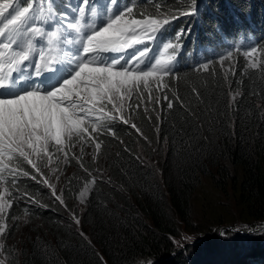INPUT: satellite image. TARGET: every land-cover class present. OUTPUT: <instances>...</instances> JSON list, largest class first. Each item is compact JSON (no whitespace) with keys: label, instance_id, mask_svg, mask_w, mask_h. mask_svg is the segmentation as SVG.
<instances>
[{"label":"trees","instance_id":"trees-1","mask_svg":"<svg viewBox=\"0 0 264 264\" xmlns=\"http://www.w3.org/2000/svg\"><path fill=\"white\" fill-rule=\"evenodd\" d=\"M207 1L215 8L233 6L239 13L252 6L264 9V0ZM187 7H192V0H151L136 13L171 19ZM259 52L255 68L234 54L227 62L231 70L213 64L209 66L213 74L186 71L166 78L168 96L178 95L186 108L179 102L172 110L156 105L149 114L142 108H128L142 132L140 138L118 120L106 119L104 124L116 132L115 137L100 136L98 155L108 178L94 176L100 174L93 163L81 167L70 157L72 171L64 176L59 191L70 204L91 186L80 217L86 236L52 207L27 208L32 231L16 249L11 264H150L171 255L173 239L189 233L191 226L186 222L203 179H210L220 194L236 200L241 215L250 222L249 229L264 225V43ZM17 186L29 196L45 198L39 184L19 180ZM16 201L9 209V220L21 214ZM223 239L215 233L194 245L193 255L181 251L161 264H233L234 257L239 261L240 249L218 254L223 249L218 241ZM254 244L248 260L264 264V232ZM212 250V260L207 262L206 254Z\"/></svg>","mask_w":264,"mask_h":264},{"label":"snow or ice","instance_id":"snow-or-ice-1","mask_svg":"<svg viewBox=\"0 0 264 264\" xmlns=\"http://www.w3.org/2000/svg\"><path fill=\"white\" fill-rule=\"evenodd\" d=\"M47 3L50 5L51 0H47ZM88 3L89 0H82V4ZM111 3L115 5L116 0H111ZM195 3L196 0H192V7L181 14L195 15ZM32 7L33 5L29 3L22 10L14 9L15 14H10L9 18L5 13L13 8V0H4L0 3V17L6 20L4 27L0 28V37L5 36V29L9 25H27L29 20L34 18L28 15ZM80 14L83 16V11ZM60 15L67 18L66 13ZM105 19L106 23L103 27L94 26L83 37L80 52L66 67L70 70V74L47 85L42 83L40 78L45 70L54 74L60 67L62 61L58 51L51 59H46L41 53L39 59L44 63L35 62L33 73L27 76L31 81L29 88L10 95L3 93L19 87L18 82L25 78L22 73L29 67L25 62L30 60L33 45L28 43L26 48L11 52L7 58L3 52H0V237L6 232L4 223V218L8 215L6 209H11L15 200L27 197L29 202H36L27 192L20 193L17 185L21 177L36 180L39 176L37 182H42L51 188L55 199L64 204L63 193L58 195L54 186L41 172L45 157L51 160L55 154L63 153L67 161L69 151L77 143L81 146V155L76 157L78 163L82 161L83 149L86 145H93L98 153L103 143L100 140L101 135L116 136L115 129L108 128L102 123L106 119H119L121 123L128 124L142 135L138 126L131 122L130 116H125L126 106L135 111L143 105L146 113L149 112L148 104L154 105L152 110H155L156 105L161 107L166 105L168 110H172L176 102L180 103L181 108H186L178 95H174V98L168 96L170 85L164 79L166 76L176 75L170 66L171 61L176 59L175 55L168 59H155L147 68H142L141 65L148 58L150 51L148 48L140 50L127 59L121 56L109 60L102 56L103 53L122 52L131 48L133 44L154 40L155 34L170 22L169 19H156L144 13L138 15L132 3L118 15L108 14ZM67 27L76 29L77 25L69 22ZM25 30L33 31L38 36L45 35V31L39 27ZM19 31V27L11 29L8 33L9 42H0V48L11 51L16 44V34ZM183 34V31L177 34L176 43H165L164 50L179 49V40ZM56 37L55 31H48L47 43L52 45ZM257 51L259 49L252 47L251 50L245 51L244 55L252 58ZM232 57L231 50L220 57L221 67L224 66L225 60H230ZM252 67H257L255 62ZM194 70L213 74L208 62L198 65ZM13 73L17 75L13 77ZM193 92L199 96L197 90L193 89ZM235 99L236 96L233 95L232 101L234 102ZM109 105L111 108L108 107ZM56 158L59 159V156ZM95 159L96 156H93V160ZM24 164L30 166L35 174L26 171ZM81 167H83L82 163ZM14 192L18 195H14ZM80 196L83 198L84 192H81ZM81 202L83 203L84 200L81 199ZM74 219L76 224L80 223L78 218L74 217ZM0 256L4 257L0 259V264H7V253L2 244H0Z\"/></svg>","mask_w":264,"mask_h":264},{"label":"rangeland","instance_id":"rangeland-1","mask_svg":"<svg viewBox=\"0 0 264 264\" xmlns=\"http://www.w3.org/2000/svg\"><path fill=\"white\" fill-rule=\"evenodd\" d=\"M200 1L203 0H196V3H200ZM208 5L210 6V8H212L209 3ZM209 16L208 14L206 15L195 14L191 16H185L181 14L180 15V17L182 18L181 23L183 24L185 23V24L183 25L179 23L177 24V26L180 28V32L184 31L186 32V34H188L191 30L193 32H195L196 30L206 31L207 29L213 28V27H206L204 24L205 19L208 20ZM240 57L242 63H248V65H250L251 67L253 62H255L256 65H258L257 58H253V57L249 58L243 55H240ZM233 59L234 58H231L230 60H225L223 62L225 69H230L227 62H230ZM216 63L221 64L220 61ZM157 95H159V93H157ZM133 100L135 101V96H133ZM108 107L111 108V105H109ZM147 107L149 109V112H147V114L154 111L152 110L154 108L153 104H148ZM141 108L143 109V105L141 106ZM124 114L125 116H129L127 106L124 109ZM116 120L119 121V119ZM131 122L134 123L133 119H131ZM122 124L126 125L127 127H130L128 124H124V123ZM135 133L139 138L142 137V135L137 133L136 130ZM145 142L147 143L148 146H151L150 141L149 142L145 141ZM84 148L85 149L83 150L81 163L82 164L88 162L93 163L92 166L93 169L97 170V173L100 174L94 176H100V178L102 176L104 179H107L108 175L106 172L103 171L104 168L102 167L101 157L98 155L99 152L97 153L94 146L92 147V145H86ZM80 155H81V146L79 143H77L76 146L71 148V150L69 151L68 159L71 157L72 159H74L75 162H77L76 157ZM57 156H59V159L56 158ZM93 156H96L95 160H93ZM155 160H157V157H155ZM43 163L44 166L41 168V172L43 173V176L49 180L50 184L54 186L56 193L59 195L63 178L67 173H70L72 171V167L70 166L69 162L65 161L63 153L55 154L51 160L45 157ZM23 167L26 171H28V167L31 168L27 164H24ZM32 174H35L34 170ZM25 178L27 179V181H31L33 183L42 186L43 190L45 189V198L42 199L40 196L35 197L34 195L30 196L36 201L35 203L29 202L27 197L18 199L16 201L17 202L16 204L18 205L19 208H21L20 210L21 214L12 220H9L8 217L4 218V223L6 224V232L3 237H0V244L4 246V251L7 253V264H11L13 254L16 252V249H20L22 247L21 245L22 241L31 234L32 221L28 216L29 212L26 211L27 208L30 207L34 208V206L52 207L53 209L57 210L61 215H65L66 217H69L75 223L74 217L78 218L80 221V217L85 209V200L88 191L91 188V186L88 185L85 189H83L81 192H84V197L82 198L79 194L75 203L67 204L64 202V204H61L52 195L51 188H49L42 182L39 183L37 182V180L40 179L39 176H37L36 180H33L29 177H25ZM32 187H35V185H32ZM23 192L24 191H20V193ZM14 195H18V193ZM81 199L84 200L83 203L81 202ZM191 206H192V212L188 221L186 222L188 225L191 226L189 229V233L185 231V233L187 234H184L185 236L184 238L180 237V239L178 238L176 239V241L173 239L172 242H174L175 247H174V251L171 252L170 255L171 259L172 258L174 259L177 253L181 251L185 252V254L187 255L190 256L193 255L192 253H190L191 251L190 249L194 245L203 244L205 242L204 241L205 238L209 237L210 235H211L210 237H212V234L218 230L219 236L221 237L224 236L223 241L222 240L218 241L221 243V245H223V249L221 248V251L219 250L220 252L218 253V254L221 253L220 256L223 255L226 256L228 252L232 253L234 252V250L236 251L240 249L239 253H241V257L239 261L237 260L238 259L237 257H234L231 259V263L233 264L253 263L248 260V257L250 255L249 250H251L255 246L254 242H256L257 239L259 238V235L264 232V225L256 227L253 230L251 228L249 229L250 222L246 221L244 219V216L241 215V211L239 206L237 205L236 200L232 198L231 195L223 196L222 194H220L217 191L214 183L210 179L202 180L201 185L197 188L196 192L193 195ZM6 211L8 213L9 209H6ZM75 225L77 229L80 231V233L86 236L85 233L82 232L80 229V223L79 224L75 223ZM256 225L259 224L256 223ZM180 226L182 228L186 227L185 224H181ZM219 228L221 229L219 230ZM244 236H247L248 239L243 240ZM242 241H243V247L241 244ZM214 251L212 250L206 254L208 256L206 258L207 262L209 260L210 261L212 260L210 256L213 255ZM0 259H4V257L0 256Z\"/></svg>","mask_w":264,"mask_h":264},{"label":"clouds","instance_id":"clouds-1","mask_svg":"<svg viewBox=\"0 0 264 264\" xmlns=\"http://www.w3.org/2000/svg\"><path fill=\"white\" fill-rule=\"evenodd\" d=\"M227 7L229 6V5H226ZM222 7V6H221ZM257 7V6H256ZM260 7H262V6H260ZM262 10H264L263 8H262ZM248 13H253L252 11L250 12V11H247ZM246 14V11H245V13H241V15H245ZM258 20H260L261 22H262V24H256V23H253V25H257V27L258 28H260V27H262L263 26V24H264V12H262L261 14H259L258 15V18H257ZM260 47V46H259ZM259 51L258 52H256L255 53V55H254V57L253 58H257L258 59V57H259ZM234 54H240V55H243V56H245L244 55V53H240V52H235V53H233V55ZM220 60H217V61H214V62H212V63H210L209 64V66L210 65H213V64H217L216 62H219ZM248 64V63H247ZM248 66H250V65H248ZM192 71H195V70H192ZM178 75V74H177ZM177 75H175L174 77H177ZM166 78H168V76L167 77H165L164 79H166ZM104 121L105 120H103L102 121V123L104 124ZM133 129V128H132ZM135 131V130H134ZM29 168V167H28ZM20 180H23V179H20Z\"/></svg>","mask_w":264,"mask_h":264},{"label":"water","instance_id":"water-1","mask_svg":"<svg viewBox=\"0 0 264 264\" xmlns=\"http://www.w3.org/2000/svg\"><path fill=\"white\" fill-rule=\"evenodd\" d=\"M220 229H221V228H219V230H220ZM223 229H224V228H223ZM223 229H222V230H223ZM215 230H216V228H215ZM215 233L219 234V231L217 230L216 232H214V233L212 234V236H213ZM210 236H211V235H210ZM210 236L207 237V238H205V239H209ZM169 258H170V255H166V256L161 257V258L158 259V260L153 261V262L150 263V264H161L162 261H167Z\"/></svg>","mask_w":264,"mask_h":264},{"label":"bare ground","instance_id":"bare-ground-1","mask_svg":"<svg viewBox=\"0 0 264 264\" xmlns=\"http://www.w3.org/2000/svg\"><path fill=\"white\" fill-rule=\"evenodd\" d=\"M31 69V68H30Z\"/></svg>","mask_w":264,"mask_h":264}]
</instances>
